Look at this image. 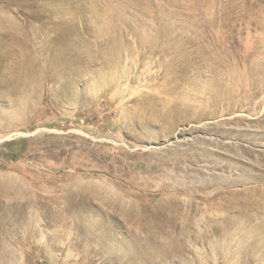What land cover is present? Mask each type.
I'll list each match as a JSON object with an SVG mask.
<instances>
[{
    "label": "rangeland",
    "instance_id": "rangeland-1",
    "mask_svg": "<svg viewBox=\"0 0 264 264\" xmlns=\"http://www.w3.org/2000/svg\"><path fill=\"white\" fill-rule=\"evenodd\" d=\"M0 264H264V0H0Z\"/></svg>",
    "mask_w": 264,
    "mask_h": 264
},
{
    "label": "bare ground",
    "instance_id": "bare-ground-1",
    "mask_svg": "<svg viewBox=\"0 0 264 264\" xmlns=\"http://www.w3.org/2000/svg\"><path fill=\"white\" fill-rule=\"evenodd\" d=\"M111 65H113V64H111ZM189 75H190V74H189ZM114 76H115V75H114ZM112 78H113V77H112ZM112 78H111V80H112ZM124 78H125V77H124ZM108 80H109V79H108ZM114 82H116V81H114ZM104 83H105V82H104ZM113 85H114V84H113ZM110 86H111V85H110ZM141 104H142V103H141ZM143 105H144V104H143ZM182 105H183V104H182ZM142 108H143V107H142ZM144 109H145V108H144ZM173 109H174V108H173ZM175 109H176V108H175ZM175 109H174V110H175ZM171 110H172V109H171ZM188 111H189V110H188ZM179 112H180V111H179ZM195 112H196V111H195ZM177 114H178V112H177ZM188 114H189V113H188ZM188 114H187V115H188ZM178 115H179V114H178ZM178 115H177V117H179ZM183 115H184V113H183ZM193 115H194V114H193ZM193 115H191V116L189 115L190 117H189V116H186V117H187V118H196L197 120L199 119V115H196L195 117H194ZM180 116H181V117H179V119H183L184 116H182V115H180ZM177 117H176V114H175V113H174V114H173V113H170L168 116L165 117V118H166L165 120H166V122L168 123L169 126H174L175 123H176V120H178ZM200 119H201V118H200ZM184 120H188V119L185 118ZM7 198H8V197H7ZM4 201H5V200H4ZM218 205H221V203L218 202ZM168 208H169V207H168Z\"/></svg>",
    "mask_w": 264,
    "mask_h": 264
}]
</instances>
